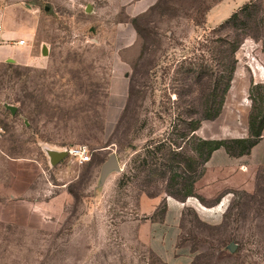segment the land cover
I'll return each mask as SVG.
<instances>
[{"label": "rangeland", "instance_id": "374dc122", "mask_svg": "<svg viewBox=\"0 0 264 264\" xmlns=\"http://www.w3.org/2000/svg\"><path fill=\"white\" fill-rule=\"evenodd\" d=\"M139 6L0 0V25L25 40L16 50L27 62H0V145L35 161L45 182L43 212L0 221V264H163L137 236V222L150 217L140 204L187 195L178 244L192 251L191 264H264V174L238 167L236 187L221 191L189 182L204 173L201 138L248 137L253 84L263 85L255 94L264 107V0ZM233 39L231 87L220 114L204 119L219 105L211 90ZM75 145L91 149L89 162L50 156ZM111 153L122 170L101 184ZM165 210L162 202L153 216Z\"/></svg>", "mask_w": 264, "mask_h": 264}, {"label": "crops", "instance_id": "0c3cea01", "mask_svg": "<svg viewBox=\"0 0 264 264\" xmlns=\"http://www.w3.org/2000/svg\"><path fill=\"white\" fill-rule=\"evenodd\" d=\"M156 1L158 0H139L140 11L138 12L152 6ZM18 39V32L3 30L0 25V62L13 58L17 63L27 64L17 53L16 49L22 45ZM2 40L12 42L2 44ZM37 166L35 161L11 157L0 145L1 222L26 223L28 221L26 217L30 211L33 213L44 211L45 205L37 202L44 196L45 183L44 176L41 175ZM238 167L243 168L240 172L255 169L264 174V130L259 142L245 156H231L224 148L214 151L205 164L204 173L200 177L191 178L189 182L197 188L205 186L207 182L211 185L215 184L214 186L219 191L236 187V171L234 170ZM39 185H42L40 191ZM190 200L189 195L185 200L170 198V196L167 198H143L140 204V212L150 217L141 223L137 222V236L145 241L151 253L163 264H191L193 260L192 251L187 246L178 244L181 234V216L184 208L191 204ZM162 202H165L166 210L161 217L155 218L153 215ZM198 205L203 206L200 202L194 203V206ZM63 209L62 206L58 207V211ZM132 222H136V220H132Z\"/></svg>", "mask_w": 264, "mask_h": 264}, {"label": "trees", "instance_id": "16d2710c", "mask_svg": "<svg viewBox=\"0 0 264 264\" xmlns=\"http://www.w3.org/2000/svg\"><path fill=\"white\" fill-rule=\"evenodd\" d=\"M250 8V6L243 8L242 11L243 13H246V16L251 15ZM239 15L240 13L236 12L229 21H233L234 19L238 18ZM227 43L229 44V64L226 65V69H223L220 72V75L215 82L214 88L211 90L214 92L213 97H215V101H217V98H219V105L217 108L212 106L207 107L203 112L204 119H211L220 114L225 96L231 87L236 64V57H234V55L239 47V42L237 39H233ZM261 86L263 85L253 84L250 88L254 104L250 113L248 137L227 139L201 138L196 147V151L202 159V164H206L211 158L213 152L220 148H224L231 156L240 157L249 154L251 149L259 142L264 130V107L257 106V96L255 91H260ZM261 99L264 101V96H261ZM209 101L210 100L207 99V104Z\"/></svg>", "mask_w": 264, "mask_h": 264}, {"label": "water", "instance_id": "95a60500", "mask_svg": "<svg viewBox=\"0 0 264 264\" xmlns=\"http://www.w3.org/2000/svg\"><path fill=\"white\" fill-rule=\"evenodd\" d=\"M88 10H90V7L87 8ZM48 50L47 47H44L43 49V54L47 55ZM12 60V59H10ZM14 108V107H12ZM50 156L52 157L53 161H55L58 158H62L65 155H68L67 150H63V151H50ZM122 170V167L120 165V161L119 158L117 156L116 153H111L109 158L103 163L102 168H101V177H100V183L104 184L106 179L108 178V176L114 172H120ZM230 249L232 251L235 250V244L232 243L230 246Z\"/></svg>", "mask_w": 264, "mask_h": 264}, {"label": "built area", "instance_id": "2783aa9c", "mask_svg": "<svg viewBox=\"0 0 264 264\" xmlns=\"http://www.w3.org/2000/svg\"><path fill=\"white\" fill-rule=\"evenodd\" d=\"M20 44H24L25 40H19ZM70 156L77 159L80 163H87L91 160L92 152L87 145H75L65 148Z\"/></svg>", "mask_w": 264, "mask_h": 264}]
</instances>
